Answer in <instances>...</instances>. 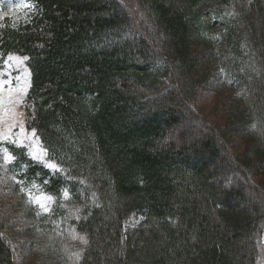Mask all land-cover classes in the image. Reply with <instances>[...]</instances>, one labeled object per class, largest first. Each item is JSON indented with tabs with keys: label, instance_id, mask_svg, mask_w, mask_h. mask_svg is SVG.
<instances>
[{
	"label": "trees",
	"instance_id": "1",
	"mask_svg": "<svg viewBox=\"0 0 264 264\" xmlns=\"http://www.w3.org/2000/svg\"><path fill=\"white\" fill-rule=\"evenodd\" d=\"M31 2L0 54L53 201L0 184V264H264V0Z\"/></svg>",
	"mask_w": 264,
	"mask_h": 264
},
{
	"label": "rangeland",
	"instance_id": "2",
	"mask_svg": "<svg viewBox=\"0 0 264 264\" xmlns=\"http://www.w3.org/2000/svg\"><path fill=\"white\" fill-rule=\"evenodd\" d=\"M34 10L35 4L29 0H0V25L5 21L13 25L23 23ZM28 84L25 58L16 54H0V156L3 161L0 184L8 191L19 188L28 201L47 210L53 196L43 191L35 179L24 177L25 164H19L16 155V151L23 150L28 158L51 165L36 133L24 126V109L32 102Z\"/></svg>",
	"mask_w": 264,
	"mask_h": 264
},
{
	"label": "snow or ice",
	"instance_id": "3",
	"mask_svg": "<svg viewBox=\"0 0 264 264\" xmlns=\"http://www.w3.org/2000/svg\"><path fill=\"white\" fill-rule=\"evenodd\" d=\"M25 6H27V7H31V5H27V4H26Z\"/></svg>",
	"mask_w": 264,
	"mask_h": 264
}]
</instances>
